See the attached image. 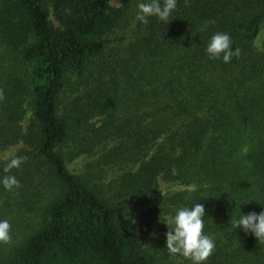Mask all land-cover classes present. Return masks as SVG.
Returning <instances> with one entry per match:
<instances>
[{
	"label": "trees",
	"instance_id": "16d2710c",
	"mask_svg": "<svg viewBox=\"0 0 264 264\" xmlns=\"http://www.w3.org/2000/svg\"><path fill=\"white\" fill-rule=\"evenodd\" d=\"M111 1L0 0V151L19 146L0 161V264H191L149 229L196 202L215 240L205 264H264V240L233 230L264 209V0H177L168 24ZM130 13L134 31L111 40ZM215 32L239 49L230 62L206 53ZM87 154L95 166L71 173ZM159 179L183 190L143 231L127 205L150 203Z\"/></svg>",
	"mask_w": 264,
	"mask_h": 264
},
{
	"label": "clouds",
	"instance_id": "9594fccd",
	"mask_svg": "<svg viewBox=\"0 0 264 264\" xmlns=\"http://www.w3.org/2000/svg\"><path fill=\"white\" fill-rule=\"evenodd\" d=\"M177 0H141L137 4V21L147 24L150 17H156L161 22L169 23ZM203 30V29H201ZM232 39L226 32L213 33L207 42L206 53L211 59H221L230 62L233 55L239 54V49L232 50ZM20 161L14 160L9 165L19 166ZM5 188L18 185L14 176H6L2 180ZM207 216L203 203L196 202L189 206H181L174 210L166 222H163L165 232V244L169 254L180 256L191 261V264H205L207 258L215 248V240L205 233V217ZM130 222L135 221L128 217ZM11 225L8 220H0V242L10 241ZM239 228L244 233H251L257 240H264V209L259 213L241 212L233 222V230Z\"/></svg>",
	"mask_w": 264,
	"mask_h": 264
},
{
	"label": "rangeland",
	"instance_id": "374dc122",
	"mask_svg": "<svg viewBox=\"0 0 264 264\" xmlns=\"http://www.w3.org/2000/svg\"><path fill=\"white\" fill-rule=\"evenodd\" d=\"M110 4L111 6L115 8L125 7L124 2L118 1V0H112ZM132 14L133 13H130V18H127V16L125 17L123 24H122V28L116 30L110 36L111 40L114 41L115 39H118L120 37H124L126 39L127 37L130 36V34L135 29V22H134V18L132 17ZM255 47L259 51L264 52V27L261 31V34L258 36V38L255 41ZM28 116L29 115H27V117ZM18 150H19V146H13L6 150L0 151V161L13 158ZM97 158H98V154H95V155L87 154L73 161H67V166L71 173H80L85 170V166L87 164L92 163L91 167L93 168L95 166V163H97L96 162ZM93 170L97 172L95 168ZM127 170L128 169L126 168L125 171ZM107 172L108 173L104 175V179H103L104 184H107L109 180H113L117 176H119L121 173V169H119L118 167L116 168V165L114 164V168L112 170H108ZM182 190L183 188L180 187L179 185H176L175 183H166L159 179L156 190L151 192L147 196V199L150 203L141 205L140 203H135V201H131L127 205L125 217L129 222H130V219H128V217H131L132 219H134L135 221H132L131 223L141 228V230L145 231L147 230V226L145 223V221L147 220L145 218V214L147 213V211H150L152 206L156 205L157 203L160 204L161 202V200L159 199L160 197L177 194L178 192H181ZM159 207L160 205L158 206V211H160ZM170 215L171 214H167L165 216L159 217L150 224L149 235L153 240L158 241V242L165 241V232L167 231L165 230V228L167 227L163 222H166Z\"/></svg>",
	"mask_w": 264,
	"mask_h": 264
}]
</instances>
